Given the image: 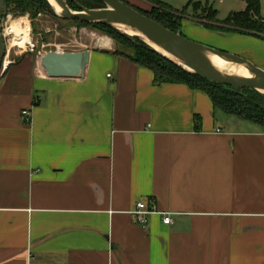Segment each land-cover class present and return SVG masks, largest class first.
<instances>
[{"label": "crops", "instance_id": "crops-1", "mask_svg": "<svg viewBox=\"0 0 264 264\" xmlns=\"http://www.w3.org/2000/svg\"><path fill=\"white\" fill-rule=\"evenodd\" d=\"M93 42L83 76L0 77V264H264V126Z\"/></svg>", "mask_w": 264, "mask_h": 264}, {"label": "water", "instance_id": "water-1", "mask_svg": "<svg viewBox=\"0 0 264 264\" xmlns=\"http://www.w3.org/2000/svg\"><path fill=\"white\" fill-rule=\"evenodd\" d=\"M53 1L58 16L64 21L114 28L139 39L191 75L235 89L255 90L264 95L263 69L243 57L205 46L181 33H175L122 0H101L105 7L99 9L85 8L76 0ZM69 1L78 5L80 11L73 10ZM7 2L0 0V74L7 51L2 29ZM88 58V52L51 51L41 56L45 72L53 79L83 76ZM216 59L224 62L223 68L218 67Z\"/></svg>", "mask_w": 264, "mask_h": 264}, {"label": "trees", "instance_id": "trees-1", "mask_svg": "<svg viewBox=\"0 0 264 264\" xmlns=\"http://www.w3.org/2000/svg\"><path fill=\"white\" fill-rule=\"evenodd\" d=\"M11 0H8L9 3ZM151 5V12H144L135 6L147 17L156 21L165 28L175 32L183 33V21L187 17L185 14H179L176 10L163 4L158 0H142ZM244 2L246 9L240 12H232L224 20L219 19V12L207 0L204 3H189L183 8V11L192 9L193 15L190 17L201 24L206 29L214 30L222 34L240 33L259 38L264 41V17L261 14V0H239ZM43 3L48 8L51 7L48 0H23L19 5L22 13L33 12L37 5ZM71 8L80 11L78 5L70 2ZM7 5V4H6ZM80 5V4H79ZM82 6L88 9L104 8L101 0H84ZM98 6V8L96 7ZM78 28H95L108 30L113 39L121 45L130 44L134 49V54H125L116 51L115 54L126 56L136 64L143 66L154 74V85L162 84H184L192 90L205 92L212 100L214 108L227 114L236 116L242 120L253 122L264 126V95L250 89H235L228 86L213 83L207 79L191 75L171 62L169 59L157 53L145 43L136 38H130L123 35L114 28L103 25L81 24L75 21ZM185 36V35H184ZM200 118L196 117L197 128L200 125Z\"/></svg>", "mask_w": 264, "mask_h": 264}, {"label": "rangeland", "instance_id": "rangeland-1", "mask_svg": "<svg viewBox=\"0 0 264 264\" xmlns=\"http://www.w3.org/2000/svg\"><path fill=\"white\" fill-rule=\"evenodd\" d=\"M38 1V0H35ZM84 0H76L82 6ZM130 4H134L133 0H127ZM163 4L185 14L187 17L183 21L184 35L197 43L205 46L221 50L230 54L243 57L259 68H264V41L249 35L240 33L222 34L214 30L206 29L201 24L194 21L190 16L193 15L192 9L183 11V8L188 5L191 0H158ZM23 0H11L7 3L2 21L3 35L5 38L7 51L4 60V65L7 63V68L14 62H18L22 56L30 54L39 58L43 54L51 51L58 52H77L93 46L97 36L111 39L115 43L116 50L125 54H134L135 49L130 45H121L113 39L108 30L95 28H78L74 23L61 19L55 7L48 1L50 8L43 3L38 2L37 8L33 12H25L19 9V5ZM261 14L264 17V0H261ZM210 4L219 12V19L224 20L232 12H240L245 8V5L239 0H210ZM71 7V4L69 3ZM136 8L151 12L152 7L146 8L136 6ZM84 7V6H83ZM98 8V6H96ZM100 8V6H99ZM98 8V9H99ZM16 23H22L29 26V32L26 36V42L23 46H19L14 36L7 35L6 32ZM216 33L217 38H208L205 34H200L199 29ZM118 31V30H117ZM122 33L121 31H119ZM133 39L132 36L122 33ZM243 37V39H232L233 37ZM227 38V39H226ZM245 38V39H244ZM3 65V67H4ZM3 68L0 77L7 70Z\"/></svg>", "mask_w": 264, "mask_h": 264}, {"label": "built area", "instance_id": "built-area-1", "mask_svg": "<svg viewBox=\"0 0 264 264\" xmlns=\"http://www.w3.org/2000/svg\"><path fill=\"white\" fill-rule=\"evenodd\" d=\"M3 68L5 69L7 67H5L4 65ZM22 114L24 117H28V120H30V114L28 110L23 111ZM132 214L136 217L139 225L146 227L149 223L150 216L155 215V214H160V213H158L155 208L148 209L145 207L143 202H139L136 205L135 209L133 210ZM163 223L165 225H170L172 223L171 215L163 214Z\"/></svg>", "mask_w": 264, "mask_h": 264}, {"label": "bare ground", "instance_id": "bare-ground-1", "mask_svg": "<svg viewBox=\"0 0 264 264\" xmlns=\"http://www.w3.org/2000/svg\"><path fill=\"white\" fill-rule=\"evenodd\" d=\"M50 1V3L56 7L55 3L53 0H48ZM29 32V26L26 24H22V23H16L14 24L7 32V35H11L15 37V40L18 42L19 46H23L26 42V36L28 35ZM132 34V33H129ZM215 63L218 65L219 68H223L224 66V62L219 61V60H215ZM5 66H7V63H5ZM242 73V72H241ZM245 76H248L247 73H243Z\"/></svg>", "mask_w": 264, "mask_h": 264}]
</instances>
